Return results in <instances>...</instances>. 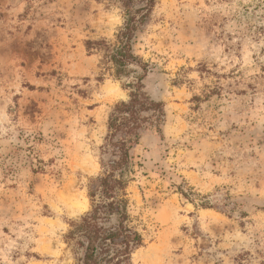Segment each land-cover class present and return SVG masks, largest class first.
Masks as SVG:
<instances>
[{"label":"rangeland","instance_id":"374dc122","mask_svg":"<svg viewBox=\"0 0 264 264\" xmlns=\"http://www.w3.org/2000/svg\"><path fill=\"white\" fill-rule=\"evenodd\" d=\"M122 3L0 0V264H73L64 234L141 74L165 116L133 148L132 264H264V0H157L145 69L116 78L85 42L114 39Z\"/></svg>","mask_w":264,"mask_h":264},{"label":"trees","instance_id":"16d2710c","mask_svg":"<svg viewBox=\"0 0 264 264\" xmlns=\"http://www.w3.org/2000/svg\"><path fill=\"white\" fill-rule=\"evenodd\" d=\"M123 22L112 41H86L104 47L106 70L116 78L127 76L130 65L145 66L133 53L136 33L141 31L157 0H122ZM129 92V98L112 105L107 116V133L101 153L103 172L88 185L89 208L78 219L70 220L64 240L72 246L73 264H132L131 255L145 243L129 212L127 186L133 179V148L144 129L160 132L164 108L141 89L143 74ZM35 256V255H34Z\"/></svg>","mask_w":264,"mask_h":264}]
</instances>
